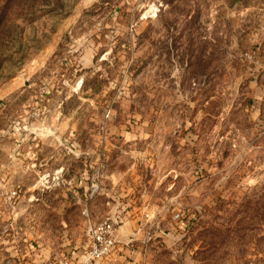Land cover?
Listing matches in <instances>:
<instances>
[{"label": "rangeland", "instance_id": "1", "mask_svg": "<svg viewBox=\"0 0 264 264\" xmlns=\"http://www.w3.org/2000/svg\"><path fill=\"white\" fill-rule=\"evenodd\" d=\"M130 211L141 264H264V0H0V264Z\"/></svg>", "mask_w": 264, "mask_h": 264}, {"label": "crops", "instance_id": "2", "mask_svg": "<svg viewBox=\"0 0 264 264\" xmlns=\"http://www.w3.org/2000/svg\"><path fill=\"white\" fill-rule=\"evenodd\" d=\"M128 217L132 216L134 218L125 221L123 225L119 226L117 229V240L118 244L115 251L106 259L98 264H108L112 262L113 264H141V259L143 258L144 247L136 246L133 241L143 237L142 229H140L139 221L143 218L141 214H135V211L127 212ZM136 218V219H135ZM80 242V241H78ZM90 242V241H89ZM89 242H80L71 247L64 249L65 254L56 251V248L48 255V259L37 258L36 264H64V261H68V264H79L82 253L84 252L82 248L87 249Z\"/></svg>", "mask_w": 264, "mask_h": 264}, {"label": "built area", "instance_id": "3", "mask_svg": "<svg viewBox=\"0 0 264 264\" xmlns=\"http://www.w3.org/2000/svg\"><path fill=\"white\" fill-rule=\"evenodd\" d=\"M96 186H94V190ZM180 213L174 215V219L180 218ZM118 217L110 216L105 221L95 225L90 231V242L87 249H84L79 264H98L109 257L118 244L117 229ZM68 264V261H64ZM108 264H113L112 262Z\"/></svg>", "mask_w": 264, "mask_h": 264}]
</instances>
